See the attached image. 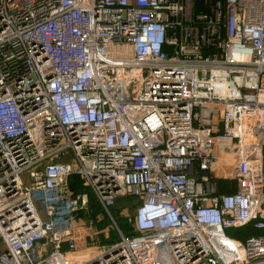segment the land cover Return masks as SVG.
Instances as JSON below:
<instances>
[{
    "label": "built area",
    "instance_id": "obj_1",
    "mask_svg": "<svg viewBox=\"0 0 264 264\" xmlns=\"http://www.w3.org/2000/svg\"><path fill=\"white\" fill-rule=\"evenodd\" d=\"M73 177L113 220L109 249L80 245ZM250 225L264 0H0V264H264V235L227 233Z\"/></svg>",
    "mask_w": 264,
    "mask_h": 264
},
{
    "label": "rangeland",
    "instance_id": "obj_2",
    "mask_svg": "<svg viewBox=\"0 0 264 264\" xmlns=\"http://www.w3.org/2000/svg\"><path fill=\"white\" fill-rule=\"evenodd\" d=\"M83 186V185H82ZM82 193L88 194V202L87 205L80 211L77 222V232L81 235L82 239L80 245L85 247L87 245L96 244L93 248V252H97L100 250H106L113 246L112 241L113 237L118 238V231H116L114 227L113 220L107 215V221L104 223L98 222L94 218V211L97 205H100L99 200H97L95 194L89 187H84ZM119 202L117 212L112 211V215L117 219L118 223L125 229L123 222L125 221V217H131L134 214L135 203L130 200L131 198L127 197L122 198ZM97 212V211H96ZM87 215V216H86ZM91 215V216H90ZM100 223V224H99ZM133 224V222H132ZM87 227L88 231L84 229ZM247 227L243 228H231L227 231L229 235L236 236L240 239H246V237L251 235H264V229L258 230L254 229L251 232L246 230ZM123 229V231H124ZM128 235V234H127ZM130 235V234H129ZM91 237V238H89ZM100 241V242H99ZM106 243V244H105ZM105 244V245H102ZM99 245V246H98Z\"/></svg>",
    "mask_w": 264,
    "mask_h": 264
},
{
    "label": "trees",
    "instance_id": "obj_3",
    "mask_svg": "<svg viewBox=\"0 0 264 264\" xmlns=\"http://www.w3.org/2000/svg\"><path fill=\"white\" fill-rule=\"evenodd\" d=\"M72 187L76 190V192H79V191H83V188H84V186H82V183L80 182V180H79V178H76V177H73L72 178ZM121 200H123L122 198H120V199H118V201H117V204H116V206L112 209V211L113 212H115V213H118L117 212V210H118V208H116L118 205H119V202L121 201ZM131 201L133 200L132 198L130 199ZM95 210L97 211H94V218L98 221V222H102V223H104L105 221H107V218H106V216H105V212H104V210L101 208V206L100 205H97L96 206V208H95ZM87 216V215H86ZM91 216V215H90ZM100 224V223H99ZM123 225H124V227H125V229H124V232L125 233H127L128 235L130 234V235H132V234H138V232L137 231H135L134 230V225L132 224V222H130L129 220H128V218L127 217H125V221L123 222ZM255 228H254V226H252V225H250V226H248L247 228H246V230L248 231V232H251V231H253Z\"/></svg>",
    "mask_w": 264,
    "mask_h": 264
},
{
    "label": "crops",
    "instance_id": "obj_4",
    "mask_svg": "<svg viewBox=\"0 0 264 264\" xmlns=\"http://www.w3.org/2000/svg\"><path fill=\"white\" fill-rule=\"evenodd\" d=\"M79 192H82V191H79ZM121 198H126L127 199V197H121ZM120 199V198H119ZM133 199V201H134V203H135V205L137 204V202H136V200L134 199V198H132ZM101 208H102V206H101ZM103 209V208H102Z\"/></svg>",
    "mask_w": 264,
    "mask_h": 264
}]
</instances>
